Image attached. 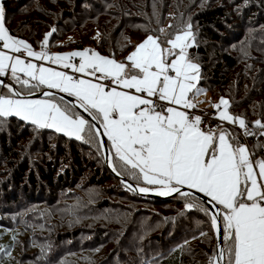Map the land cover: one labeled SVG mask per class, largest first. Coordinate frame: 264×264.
<instances>
[{"label":"trees","instance_id":"1","mask_svg":"<svg viewBox=\"0 0 264 264\" xmlns=\"http://www.w3.org/2000/svg\"><path fill=\"white\" fill-rule=\"evenodd\" d=\"M32 4L34 0H2L11 35L32 43L31 30L25 37L17 31L33 13L41 21L55 10L50 4L63 6L64 18L69 16L76 28L101 16V38L60 44L56 31L49 47L89 46L120 61L147 35L163 41L191 23L196 40L188 51L200 65L199 85L211 99L229 100V110L243 117L254 133L253 122H264V0H51L21 11ZM17 12L26 18L13 28L8 19ZM59 23L67 28L64 21ZM163 26L167 36L159 31ZM8 74L4 77L19 90ZM0 121V264H208L216 237L203 212L186 210L178 196L149 198L129 190L105 165L102 150L90 143L37 130L18 117ZM247 141L252 157L264 158V136L254 134ZM92 187L99 189L96 198L89 194ZM122 200L139 205L124 203L132 207L128 223L116 220L113 211ZM201 231L207 235L200 237ZM111 244L103 255L101 250Z\"/></svg>","mask_w":264,"mask_h":264},{"label":"snow or ice","instance_id":"2","mask_svg":"<svg viewBox=\"0 0 264 264\" xmlns=\"http://www.w3.org/2000/svg\"><path fill=\"white\" fill-rule=\"evenodd\" d=\"M192 28L187 23L163 41L149 34L125 61L88 48L49 53L55 27L44 34L40 51H35L10 34L0 5V77L10 73L20 85L17 90L0 81L8 89V94H0V118L18 117L37 130L50 129L90 143L98 152L109 153L105 160L117 175L143 181L147 187H139L140 193L175 194L185 200L186 210L203 212L217 239L208 264H264V158L254 160L231 132L205 130L202 117L190 114L197 107L195 97L204 91L198 86L200 65L188 51L196 40ZM159 31L168 35L164 29ZM77 57L78 66L72 62ZM28 58L71 68L89 78ZM53 89L75 97L78 105L65 103L63 96L57 100ZM35 91L42 98L32 99ZM212 106L221 121L238 123L245 136H264V123L254 121L258 130L254 133L243 117L230 114L229 100L221 97ZM101 137L107 138V146ZM127 187L136 190L131 184ZM196 193L207 197L214 211Z\"/></svg>","mask_w":264,"mask_h":264},{"label":"rangeland","instance_id":"3","mask_svg":"<svg viewBox=\"0 0 264 264\" xmlns=\"http://www.w3.org/2000/svg\"><path fill=\"white\" fill-rule=\"evenodd\" d=\"M51 0H37L35 2L34 0V4H32L30 7H25L23 9H21V11L29 8V10L32 9L33 11V8H36V6H41V5H44L45 2H50ZM51 9H55L52 13H50L51 16H49V18H46V17H42L40 23H37L38 21H35L36 19H38V17H36V15L33 13V15L28 19L29 21L23 25V28L22 30L20 31H17V33H20L23 37L27 36V30H31L32 31V43L34 45H36L38 42V40H42L41 37L44 36L45 33L51 31L52 27H58V32L57 34L59 35V38L62 40H60L61 42L63 43H60V44H65V43H68L70 42L71 40H75V39H79L81 38L83 41H86V40H89V41H94V40H98L101 35V32L99 30V25L103 22V19L102 17H98V18H94V19H89L88 21H86V19H84L83 21H86L83 26H81V28H76L74 27V22L68 17L64 18L65 16H63V12L60 11L62 10V7L63 6H60L58 8H55V6L53 4H50L49 6ZM20 12V11H18ZM17 12V13H18ZM58 12H62V15L60 14V18H59V14ZM25 14H23L22 12L21 13H18V14H14V15H10L9 19H8V24L11 26V27H16V24H20L21 23V20L24 19L25 20ZM61 21H64L65 22V25L67 26L66 29H63L62 27V23H59ZM162 29L165 30V33L167 32V26H163ZM69 32H79L80 36H76L74 34H70ZM99 33V36L97 35ZM43 35V36H42ZM154 36H157V35H154ZM174 37V36H173ZM93 38V39H91ZM146 38V37H145ZM143 38V39H145ZM142 39V40H143ZM25 41H27L29 44L32 45V47L36 50V51H40V46L38 47H34L33 44L26 40V39H23ZM142 40L138 41L136 44L140 43ZM55 40L53 39L52 42H54ZM135 44V45H136ZM167 46V45H166ZM66 46H60L59 48H54V47H47V51H50L51 53H64V52H72V51H76V50H83L85 48H88V49H93L97 52V50L95 48H91L89 46H85L83 49H65ZM135 46L133 47V49L131 50V52L134 50ZM57 49H62V50H57ZM64 49V50H63ZM117 61H120V60H117ZM195 62V61H194ZM7 75V74H6ZM5 75V76H6ZM9 75V74H8ZM4 78L5 80L9 81V83L11 82L10 79L6 78V77H2ZM82 78H89L85 75H83ZM2 81V80H0ZM4 85H8L7 83H4V81H2ZM13 84V83H12ZM198 86L201 88V89H204V91L197 95L195 97V101L198 102L197 103V107L201 108V109H206V110H209L211 111L212 113L215 112V115L217 117V119L221 122V126L219 127H211L210 129H217V128H230L231 130H233L234 134L237 132L235 131L236 128H239V125L238 123L237 124H230L228 123L227 121H221L219 119V116H218V111L217 109H215L212 105L213 104H217L219 102L220 99H211V94L204 88V87H201L199 85V82H198ZM3 87V86H1ZM7 88V87H5ZM53 92H55L56 94V98L57 100L59 99L60 95H65V96H68L66 93H60L58 90H51ZM37 93H40V92H37ZM37 93H34L33 96L31 97L32 99H39V98H42L40 96H35ZM0 94H8V93H3V91L0 89ZM70 97V96H69ZM71 98V97H70ZM65 100V99H64ZM67 101V100H65ZM68 102V101H67ZM221 111L223 110V106H221ZM230 114L234 115V116H240V115H237V114H234L232 113L230 110H229ZM81 114V113H80ZM83 115V114H81ZM84 116V115H83ZM85 117V116H84ZM264 123V122H262ZM248 127H250L249 125H247ZM241 144H244L245 143H241ZM247 148L250 150L249 146L246 145ZM103 153V152H102ZM99 191L98 188H95V187H92L90 188L89 190V194L91 195L92 198H96L95 196V193ZM102 192H100L101 194ZM123 203H117L115 204V206L113 207V211L116 212L117 214V218L116 220L122 222V223H128L130 221V211L132 209V207L134 208H137V206H139L138 204H134L132 203L131 201H128V200H122ZM130 205L132 206L131 208L130 207H127L126 205ZM164 211L165 213H169V210H162ZM85 224L87 225L88 224V221L85 222ZM20 244H21V241H20ZM113 248V245H107L103 250H101L102 254L105 255L107 252H109L111 249ZM117 248V247H116ZM130 257H132V255H129ZM109 260H112V258L110 257ZM108 260V261H109Z\"/></svg>","mask_w":264,"mask_h":264},{"label":"water","instance_id":"4","mask_svg":"<svg viewBox=\"0 0 264 264\" xmlns=\"http://www.w3.org/2000/svg\"><path fill=\"white\" fill-rule=\"evenodd\" d=\"M0 80L4 81V83H7L8 85H11L13 86L14 89H17L12 83H9V81L5 80L4 78L0 77ZM35 96H40V93H37ZM60 96H63L65 100H67L68 102H75L72 98H70L69 96H65V95H60ZM76 103V102H75ZM77 104V103H76ZM78 105V104H77ZM77 109L81 112V114H83L85 116L86 119H91L90 117L87 116V113H84L82 109H80L79 107H77ZM99 126V125H97ZM101 139L104 140L106 146H107V141H106V138L105 137H101ZM103 152V157H104V163L105 165L108 167V169L110 170V172L118 177L124 184L128 185V184H131L136 190L134 191L135 193L139 194V195H142V196H146V197H149V198H161V199H165V198H169V197H173V196H177L175 194H173L172 196H160V195H157L155 194V191H149L148 193H140L139 192V187H143V186H140V185H137L135 183H132L130 181H128L126 178H124L123 176L121 175H117L115 172L112 171V169L108 166V163L106 162L105 160V157L109 155V153L107 151H104L102 150ZM185 191H187V189L185 188L184 189ZM196 196H198L201 200L204 201V203L206 204V206L209 208L210 211H214V208L212 205L208 204L207 203V200L208 198L205 197L203 194L201 193H196ZM221 229H222V226H221ZM222 234V233H221ZM216 243H217V239H216Z\"/></svg>","mask_w":264,"mask_h":264},{"label":"built area","instance_id":"5","mask_svg":"<svg viewBox=\"0 0 264 264\" xmlns=\"http://www.w3.org/2000/svg\"><path fill=\"white\" fill-rule=\"evenodd\" d=\"M74 77H77L79 78V75L78 74H75ZM190 114L193 115V116H196V115H199L202 117V128H204L205 130L206 129H209V128H213V127H219L221 126V122L217 119L215 113L209 111V110H206V109H201L199 107H196L194 109H191L189 110ZM250 130L251 128L248 127ZM237 131L236 133L238 134L239 138L242 140L243 143H245V145H247V140H248V136H245L244 133H243V129H239V128H236Z\"/></svg>","mask_w":264,"mask_h":264},{"label":"crops","instance_id":"6","mask_svg":"<svg viewBox=\"0 0 264 264\" xmlns=\"http://www.w3.org/2000/svg\"><path fill=\"white\" fill-rule=\"evenodd\" d=\"M1 2H2V0H0V5H1ZM34 49V48H33ZM0 50H2V49H0ZM35 50V49H34ZM36 51V50H35ZM49 53H51L50 51H48ZM98 52V51H97ZM99 53V52H98ZM99 54H101V53H99ZM22 55V58H23V54H21ZM101 55H103V56H107V55H104V54H101ZM108 57H110V56H108ZM112 58V57H111ZM28 59H32V62H34V63H37V64H39V63H43L46 67H53V68H56L57 70H59V71H65V72H67V74L68 75H71V76H74L75 74H78L79 75V78H82L83 77V74H81V73H76L73 69H71V68H69V69H64L62 66H57V65H53V64H51L50 62H47V61H36L34 58H28ZM115 60H117V59H115ZM73 63H75L77 66H78V64H79V58L77 57V58H74L73 59V61H72ZM10 74V73H9ZM44 90H48L47 88H45ZM53 90H55V89H53ZM37 92H39V91H36V92H34V93H37ZM41 97V96H40ZM71 97V96H70ZM77 104L79 103L78 101H76L75 100V97H71ZM215 113V112H214ZM223 129H226L227 131H229V132H231L233 135H237L238 136V134L237 133H235L234 134V132H233V130H231L230 128H223ZM207 130V129H206ZM216 130V129H215ZM106 138V137H105ZM106 140H107V138H106ZM253 158V157H252ZM254 159V158H253ZM254 160H258V159H254ZM142 183L144 184V186L143 187H147V185L142 181Z\"/></svg>","mask_w":264,"mask_h":264}]
</instances>
